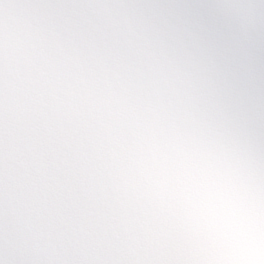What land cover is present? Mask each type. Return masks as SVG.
<instances>
[{"label":"clouds","instance_id":"9594fccd","mask_svg":"<svg viewBox=\"0 0 264 264\" xmlns=\"http://www.w3.org/2000/svg\"><path fill=\"white\" fill-rule=\"evenodd\" d=\"M0 264H264V0H0Z\"/></svg>","mask_w":264,"mask_h":264}]
</instances>
